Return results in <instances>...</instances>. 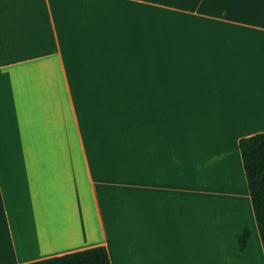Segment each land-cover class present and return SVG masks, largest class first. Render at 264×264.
Here are the masks:
<instances>
[{
	"label": "crops",
	"instance_id": "1",
	"mask_svg": "<svg viewBox=\"0 0 264 264\" xmlns=\"http://www.w3.org/2000/svg\"><path fill=\"white\" fill-rule=\"evenodd\" d=\"M259 132L264 0H0V264H264Z\"/></svg>",
	"mask_w": 264,
	"mask_h": 264
},
{
	"label": "trees",
	"instance_id": "2",
	"mask_svg": "<svg viewBox=\"0 0 264 264\" xmlns=\"http://www.w3.org/2000/svg\"><path fill=\"white\" fill-rule=\"evenodd\" d=\"M251 212L264 256V132L237 141ZM23 264H109L103 246H93Z\"/></svg>",
	"mask_w": 264,
	"mask_h": 264
},
{
	"label": "bare ground",
	"instance_id": "3",
	"mask_svg": "<svg viewBox=\"0 0 264 264\" xmlns=\"http://www.w3.org/2000/svg\"><path fill=\"white\" fill-rule=\"evenodd\" d=\"M233 178H234V180H236V179H235V178H236V176H235V175L233 176Z\"/></svg>",
	"mask_w": 264,
	"mask_h": 264
},
{
	"label": "rangeland",
	"instance_id": "4",
	"mask_svg": "<svg viewBox=\"0 0 264 264\" xmlns=\"http://www.w3.org/2000/svg\"><path fill=\"white\" fill-rule=\"evenodd\" d=\"M252 245V244H251ZM252 249H253V246H252Z\"/></svg>",
	"mask_w": 264,
	"mask_h": 264
}]
</instances>
